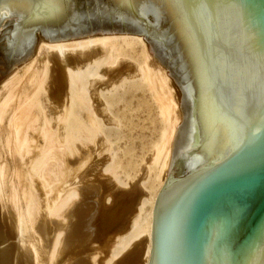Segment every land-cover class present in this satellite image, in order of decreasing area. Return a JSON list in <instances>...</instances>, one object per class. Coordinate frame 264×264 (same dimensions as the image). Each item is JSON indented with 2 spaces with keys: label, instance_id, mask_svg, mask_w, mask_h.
<instances>
[{
  "label": "water",
  "instance_id": "water-1",
  "mask_svg": "<svg viewBox=\"0 0 264 264\" xmlns=\"http://www.w3.org/2000/svg\"><path fill=\"white\" fill-rule=\"evenodd\" d=\"M120 34L143 36L182 114L148 264H264V0H0V82L41 41Z\"/></svg>",
  "mask_w": 264,
  "mask_h": 264
},
{
  "label": "bare ground",
  "instance_id": "bare-ground-1",
  "mask_svg": "<svg viewBox=\"0 0 264 264\" xmlns=\"http://www.w3.org/2000/svg\"><path fill=\"white\" fill-rule=\"evenodd\" d=\"M152 59L141 36L41 41L0 83V264H136L143 246L148 264L181 120ZM142 85L162 129L136 167L123 112Z\"/></svg>",
  "mask_w": 264,
  "mask_h": 264
},
{
  "label": "rangeland",
  "instance_id": "rangeland-1",
  "mask_svg": "<svg viewBox=\"0 0 264 264\" xmlns=\"http://www.w3.org/2000/svg\"><path fill=\"white\" fill-rule=\"evenodd\" d=\"M123 35V34H120ZM101 36V35H99ZM136 36V35H131ZM143 38V36H141ZM40 43V42H39ZM146 44V43H145ZM39 45V44H38ZM147 47V45H146ZM148 50V48H147ZM149 52V50H148ZM150 54V52H149ZM152 57V55L150 54ZM153 58V57H152ZM154 61V59H152ZM155 62V61H154ZM157 66L165 70L166 74L167 71L165 68L162 67L161 64L155 62ZM170 79V78H169ZM1 83V82H0ZM170 83L172 85V88L174 87L171 79ZM146 89V91H145ZM175 99H177L178 106H179V112H180V118L178 126L182 122V114L180 111V105H179V97L178 94L173 88ZM142 93V94H141ZM128 98V104L126 110L123 112L125 115L123 118V124L124 127L122 129L123 134V140L122 143H125V148L129 152V155H127V158H130V163H136V167H139L140 163H143V158L146 157L149 159L152 154V147L154 142L158 143L160 142V133L162 129V123L160 120V117L158 115V109L156 108V105L153 103L150 94L147 92V88L142 85L138 86V89L135 91L129 92L127 95ZM127 132V133H126ZM151 144V145H150ZM151 149V150H150ZM150 154V155H149ZM149 157H148V156ZM136 161V162H135ZM137 169V168H136ZM155 170V169H154ZM154 170L152 171L153 173ZM168 171V169H167ZM167 174V172H166ZM151 188V186H150ZM153 189V188H151ZM144 246L141 247L140 252V258L135 259L136 264H142L144 261ZM143 259V260H142ZM142 260V261H141ZM134 262V261H133ZM132 264H135L133 263ZM141 262V263H140Z\"/></svg>",
  "mask_w": 264,
  "mask_h": 264
},
{
  "label": "flooded vegetation",
  "instance_id": "flooded-vegetation-1",
  "mask_svg": "<svg viewBox=\"0 0 264 264\" xmlns=\"http://www.w3.org/2000/svg\"><path fill=\"white\" fill-rule=\"evenodd\" d=\"M145 33L146 34H148V35H151V36H153V34L154 33H152L151 31H150V29H148V31H145ZM155 36V35H154ZM182 63V62H181ZM182 65V64H181ZM179 68H182V66L181 67H179ZM182 70H183V72H185L184 70L185 69H183L182 68ZM181 80H182V78H181ZM184 80V81H183ZM183 82H184V86L182 87V89H183V93H184V96H185V99L188 101V104H187V106H188V108H189V111L187 112V114H185V126H184V128H183V131H182V138L186 135V139H187V141H188V138H189V136H190V131H191V114H192V102H191V98H190V96H189V94H188V92L186 91V83H185V78H183ZM186 101V102H187ZM182 139H180V141H181ZM177 150V149H176ZM180 153V152H179ZM178 159L180 160V163L181 162H183V156L182 157H178ZM184 166V165H183ZM185 168V167H184Z\"/></svg>",
  "mask_w": 264,
  "mask_h": 264
}]
</instances>
